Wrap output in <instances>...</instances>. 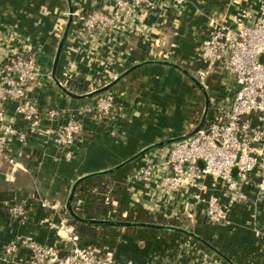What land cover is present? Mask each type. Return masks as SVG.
I'll list each match as a JSON object with an SVG mask.
<instances>
[{"label": "crops", "instance_id": "obj_1", "mask_svg": "<svg viewBox=\"0 0 264 264\" xmlns=\"http://www.w3.org/2000/svg\"><path fill=\"white\" fill-rule=\"evenodd\" d=\"M71 1L74 9L110 7L108 0ZM223 3L224 0H188L180 6L168 7L166 0H157L156 9L143 10L136 19L137 32L120 36L103 32L89 39L74 36L73 32L82 27L75 17L57 75L66 85L84 81L83 90L88 81L92 83L91 79L105 84L142 61L173 59L198 76L204 73L202 81L211 101L209 117L218 107L228 104L235 88L232 81L208 67L196 52L210 16L221 15ZM68 11V0H0V56L10 45L24 44L39 56L44 72L51 71L53 55L69 18ZM109 90L115 93L117 106L113 118L99 122L87 115L80 116L84 132L75 143L72 159H63L60 149L43 131L31 135L25 145L18 139L12 141V153L19 163L15 170L8 161L0 160V264H24L18 258L28 256L26 249H21L15 259L3 256L4 245L16 233L32 232L38 240L48 244L60 241L68 233L66 227H70L69 221L73 219L69 218L65 205L78 179L81 181L75 189L73 207L84 217L96 204L106 205V217L88 218H126L136 215L139 207L152 214H170L172 207L166 201L155 199L152 190L149 194L144 189L138 171L145 161L160 159V154H164L171 143L154 147L118 169L113 168L145 147L190 132L198 115L202 116L204 93L184 71L154 61L133 68ZM29 95L41 106L62 109L64 120L94 100L93 96L70 97L45 74L30 87ZM6 106L8 117L22 126L24 123L15 111V104L9 102ZM205 182L209 186L214 184L211 176ZM210 192L221 195L213 186ZM30 195L48 197L58 207L35 204L25 223L11 219L9 204ZM195 215L194 219L187 217L192 229L214 242L237 264H264V213L254 214L251 208L236 205L227 226L209 225L198 211ZM179 221L183 223L182 219ZM181 234L168 235L170 241L163 250H172L162 254L157 250V256L167 253L173 256L185 241L195 250L205 248L201 254L207 253L211 260L227 264L197 240ZM131 246L137 250L138 246ZM149 252L145 250L144 254L139 250V254L132 255L131 250L127 253L144 263L147 257L155 255Z\"/></svg>", "mask_w": 264, "mask_h": 264}, {"label": "built area", "instance_id": "obj_2", "mask_svg": "<svg viewBox=\"0 0 264 264\" xmlns=\"http://www.w3.org/2000/svg\"><path fill=\"white\" fill-rule=\"evenodd\" d=\"M166 1L170 7L188 0ZM108 2V9L73 10L82 24L73 32L76 38L89 39L103 32L116 36L137 32L136 19L141 11H151L158 5L157 0ZM223 5L221 15L210 16L196 52L208 67L234 83L232 97L196 134L174 141L160 159L145 161L138 171L147 193L152 190L155 199L172 207L164 216L194 219L198 211L212 226L229 225L236 205L249 207L254 214L264 213V0H224ZM0 59V160L8 161L14 170L19 166L12 153L14 139L25 145L31 135L45 131L60 149L61 157L70 160L84 132L80 116L103 122L116 112L115 93L106 90L64 120L62 109L41 106L29 95L30 87L47 73L29 47L10 45ZM88 84L92 86L88 92L104 85ZM9 102L15 104L22 126L8 117ZM208 176L221 195L210 192L212 186L205 182ZM35 204L58 207L48 197L30 195L9 204L8 216L25 223ZM66 230L68 233L53 244L41 242L32 232L16 233L4 245L3 256L15 259L21 249H26L28 256L18 258L24 264H222L207 253L201 254L205 248L195 250L189 242L180 244V251L173 256L154 255L140 263L106 246L85 243L70 227Z\"/></svg>", "mask_w": 264, "mask_h": 264}, {"label": "water", "instance_id": "obj_3", "mask_svg": "<svg viewBox=\"0 0 264 264\" xmlns=\"http://www.w3.org/2000/svg\"><path fill=\"white\" fill-rule=\"evenodd\" d=\"M68 1H69V12H70L69 16H68L69 18L66 22V25L64 26V29H63V32L61 35V39H60L59 44L57 46L55 56L53 58V64H52L50 75H51V78L53 79V81L55 82V84L60 89H62L66 94H68L70 97L85 98V97L95 96V95H97L103 91L109 90L120 77H122L124 74L128 73L133 68L137 67L140 64L147 63V62H153V61L170 64V65H173V66L179 68L180 70L184 71L194 81V83L196 85H198V87L201 88V90L204 93L205 102H204V108H203L202 116H201L200 120L196 123L195 127L190 132H188L184 135L178 136L176 138L158 141V142H156V143H154L148 147H145L144 149H141L138 153L133 155L131 158H129L126 161L116 165L113 169H116V168L118 169L119 167L123 166L127 162H130V161L138 158L140 155L144 154L145 152H147L148 150H150L154 147L166 145L169 143H173L174 141H177V140L188 138V137L196 134L205 125L207 118H208V112H209L210 102H211L210 96H209L208 91L206 89V86L203 83V81L197 75H195L193 72H191V70H189L184 64H182L178 61H175L173 59L153 58V59H150L147 61H142L140 63L133 65L132 67H130L129 69H127L123 73H120L118 76H116L111 81H108L104 85H102V86L98 87L97 89L90 91V92L77 93V92H74L73 90H71L69 87H67L59 79L57 72H58V66H59L61 53H62L64 44H65V41L69 35L71 25L75 19L74 15L72 14V12L74 10V6H73L71 0H68ZM200 164L201 165L203 164L202 161H200ZM80 181H81V179H78L75 182V184L72 188L70 197H69V199L65 205V209L67 210V212L71 218L76 219L78 221L87 222V223H96V224L112 225V226H126V227L133 226V227H140V228H154V229H162V230H169V231H173V232H177V233H182V234H185V235L190 236V237L194 238L195 240H197L199 243H201L203 246H205L208 250H210L215 255H217L219 258L224 260L223 262H226L227 264H237L232 258H230L222 250H220L219 247H217L215 244H213L209 239H206L205 237H203L199 233L195 232L193 229L186 227L184 225H176V224L162 223V222H156V221L129 220L127 218H125V220L124 219L123 220H119V219H98V218H88V217H84V216L80 215L73 207V198H74V194H75V189H76V187Z\"/></svg>", "mask_w": 264, "mask_h": 264}, {"label": "rangeland", "instance_id": "obj_4", "mask_svg": "<svg viewBox=\"0 0 264 264\" xmlns=\"http://www.w3.org/2000/svg\"><path fill=\"white\" fill-rule=\"evenodd\" d=\"M35 56H37V58L39 59L38 55L35 54ZM54 56H55V53L53 55V58H54ZM50 72L51 71L48 69V71L46 73V76L48 78L51 77ZM194 74L198 76L197 73H194ZM202 76L203 75L198 76V77L202 80ZM97 82H98L97 80L96 81L93 80L92 84H95V83L98 84ZM84 83L85 82L83 81L80 84H78L77 82H74V83H70L69 85H66V84L65 85L67 87H69L71 90H73L74 92L84 93V92H88V90H91V88H92V86L90 84H88L87 87H85L82 90L81 86H83ZM70 85H72V86H70ZM93 97L95 98V96H93ZM200 118H201V114L198 115L197 122L200 120ZM161 214L163 215V213H161ZM69 218L73 219L70 216H69ZM180 218L183 220V223L185 224V226H187L191 229L193 228L192 223L189 222V219L186 216H182ZM116 219H119V218H116ZM123 219L125 220V218H120L119 220H123ZM112 227H114V229H108V228L104 229L101 227H98L95 229V232L98 235L101 234L100 235L101 240L99 241L98 244L101 246H106V247L110 248L111 250H114L115 252H119V253H121L122 256L123 255L125 256L127 254L126 251H128V253L129 252L131 253V250H133L132 255L139 254L138 253L139 250L144 252V254H146L145 250L150 251L149 254L154 253L155 255H158L157 250L161 254L163 252L166 253L168 250H172L171 248H169L167 251L163 250V248L166 247V243H168L170 241L167 238L168 235L179 234L177 232H173V231H169V230L154 229V228H140V227H133V226H128V227H126V226H112ZM109 230H113V231H109ZM109 232H111V233H109ZM181 235L185 236L184 234H181ZM189 239H191V238H189ZM191 240L196 241L193 238ZM182 243H187V242L182 241ZM182 243H180V244H182ZM197 243H199V242H197ZM132 244H135V246H138L136 251H134V249L132 248V246H131ZM167 254L172 255L171 253H167ZM128 256H130V255L128 254ZM151 257L152 256L150 255L147 258L150 259Z\"/></svg>", "mask_w": 264, "mask_h": 264}, {"label": "trees", "instance_id": "obj_5", "mask_svg": "<svg viewBox=\"0 0 264 264\" xmlns=\"http://www.w3.org/2000/svg\"><path fill=\"white\" fill-rule=\"evenodd\" d=\"M105 214H106V205L96 204L93 207V209H91L89 211L87 217H99L100 216L103 218V217H106ZM126 218L129 220H138V221H156V222L171 223V224H176V225H182L183 224L178 219H175V218H172L169 216L154 215L150 212H147L142 207H139L138 213L136 215H128ZM69 226L74 232H76L81 237V239L85 243H87V244L91 243V244H97V245H98L99 241L101 240L100 235H98L95 232V229L97 227H101L104 229H106V228L114 229V227H112V225L87 223V222L78 221L76 219L70 220ZM109 231H113V230H109ZM109 233H111V232H109ZM213 244H215V243L213 242ZM126 252H128V251H126ZM116 253L118 255L121 254L119 252H116ZM126 255H128V253ZM130 257H131V255H130Z\"/></svg>", "mask_w": 264, "mask_h": 264}]
</instances>
